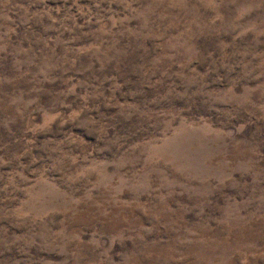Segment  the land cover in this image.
Segmentation results:
<instances>
[{
	"label": "rangeland",
	"instance_id": "rangeland-1",
	"mask_svg": "<svg viewBox=\"0 0 264 264\" xmlns=\"http://www.w3.org/2000/svg\"><path fill=\"white\" fill-rule=\"evenodd\" d=\"M0 264H264V0H0Z\"/></svg>",
	"mask_w": 264,
	"mask_h": 264
}]
</instances>
